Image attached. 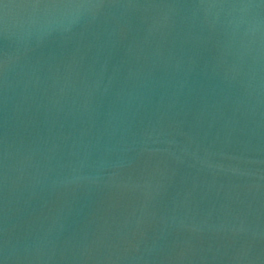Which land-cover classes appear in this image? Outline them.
I'll return each instance as SVG.
<instances>
[{"label":"water","instance_id":"95a60500","mask_svg":"<svg viewBox=\"0 0 264 264\" xmlns=\"http://www.w3.org/2000/svg\"><path fill=\"white\" fill-rule=\"evenodd\" d=\"M0 264H264V0H0Z\"/></svg>","mask_w":264,"mask_h":264}]
</instances>
